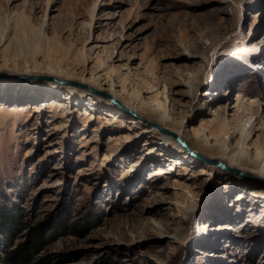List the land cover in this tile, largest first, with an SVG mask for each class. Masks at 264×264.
I'll list each match as a JSON object with an SVG mask.
<instances>
[{
	"label": "rangeland",
	"instance_id": "rangeland-1",
	"mask_svg": "<svg viewBox=\"0 0 264 264\" xmlns=\"http://www.w3.org/2000/svg\"><path fill=\"white\" fill-rule=\"evenodd\" d=\"M206 137L264 160V0H0V264H264Z\"/></svg>",
	"mask_w": 264,
	"mask_h": 264
},
{
	"label": "bare ground",
	"instance_id": "bare-ground-1",
	"mask_svg": "<svg viewBox=\"0 0 264 264\" xmlns=\"http://www.w3.org/2000/svg\"><path fill=\"white\" fill-rule=\"evenodd\" d=\"M102 86H105V87L108 86L109 88H112L114 90H117V88H119L117 83H114V82H111L109 84H107L106 82H104V83L102 82ZM119 90L120 91H118V92L120 94H123V92H122L123 90L122 89H119ZM191 90L195 91L196 89L192 87ZM113 94L116 96L115 92H113ZM131 107L133 108L132 111H134V112H136L138 109V107L136 105H131ZM152 112H154V110H152ZM157 118L158 119L156 121V124L160 128L170 130L171 128H169V126L175 125V122L172 120V117L167 112H162V113L158 114ZM177 134H178L177 135L178 137H180L182 140H185L188 143L186 137L183 134H181V133H177ZM233 138H234L233 136H230V139H228L230 141V143H232ZM209 139H210L209 137H206V139L201 140L204 142L199 144V145H201L200 148L208 149V148H211L214 146L215 151L218 154L222 155V158H219V157L214 156V155H210L209 158L218 160L220 162H224L229 167H231L233 170L238 171L239 173L243 172L244 174L248 173L250 175L258 176L260 178L264 177V160L262 162H260L259 157H261V155L259 154L260 156H255L256 154L254 153V158L256 159V161H259L260 163H252L251 158L249 156V155H251L249 153V147L246 146L247 144H245L244 140L239 138L237 140V144L235 142L234 144L229 145V147H230V149H229V148H224V146L227 144H226V142H224L222 140L223 138L216 139V140L211 139L212 141ZM175 147L178 148V150L182 149L181 147H178V146H175ZM251 148L253 149V147H251ZM190 149L192 151H196V153L199 152L202 155L204 154L205 156H207L205 152L202 153L193 147H190ZM255 149H254V151H255ZM263 151H260V152H263ZM213 164H216V165L219 164L221 166H226L225 164L214 162V161H213ZM200 174H203V173L201 172ZM256 194L257 195H254V197L264 199V192H260V193H256ZM242 198L243 197H241V196L238 197V199H242ZM254 208H256V207H254ZM228 213L229 212H227L226 214H228ZM242 214H244V213H242ZM212 215H214V213ZM229 217L231 218V215Z\"/></svg>",
	"mask_w": 264,
	"mask_h": 264
},
{
	"label": "trees",
	"instance_id": "trees-1",
	"mask_svg": "<svg viewBox=\"0 0 264 264\" xmlns=\"http://www.w3.org/2000/svg\"><path fill=\"white\" fill-rule=\"evenodd\" d=\"M25 246H20L18 249H15L11 252L9 260L12 264L27 263L30 261V251L29 248L23 249Z\"/></svg>",
	"mask_w": 264,
	"mask_h": 264
},
{
	"label": "water",
	"instance_id": "water-1",
	"mask_svg": "<svg viewBox=\"0 0 264 264\" xmlns=\"http://www.w3.org/2000/svg\"><path fill=\"white\" fill-rule=\"evenodd\" d=\"M52 80H54V81H56L58 83V81L56 79H52ZM60 82H62L61 84L66 83V81H60Z\"/></svg>",
	"mask_w": 264,
	"mask_h": 264
}]
</instances>
